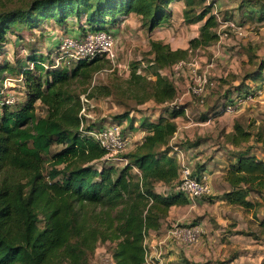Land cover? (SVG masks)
Masks as SVG:
<instances>
[{
  "label": "trees",
  "instance_id": "1",
  "mask_svg": "<svg viewBox=\"0 0 264 264\" xmlns=\"http://www.w3.org/2000/svg\"><path fill=\"white\" fill-rule=\"evenodd\" d=\"M173 1L0 0V53H6L8 33L21 37L20 26L31 32L44 22L64 28L72 25L84 36L89 31L112 33L119 17L133 13L150 33L169 21ZM182 1L184 20L202 21L198 34L188 40L187 47L172 48L161 39H150L151 58L147 64L133 63L123 83L93 82L97 72L113 67L104 53L73 58L56 52L57 47V60L52 59L54 52L32 50L24 62L5 60L0 65V73L18 75L24 95L22 102H6L0 84V264H90L89 255L104 242L112 243L115 264H151L144 240L160 230L172 206L191 201L174 189L180 164L177 150L171 154L176 117L184 116L187 106L166 108L154 120L141 118L145 134L119 154L121 161H115L105 158L106 150L90 133L103 125L94 126L82 114L81 95L88 100L118 92L135 104L172 102L177 88L165 70L219 37V23L211 12L213 0ZM244 4L249 17L264 18L263 0H244ZM148 65L153 78L139 70ZM263 69L264 59L245 78L252 84L263 80ZM233 89L238 98L253 96L255 91L246 82ZM232 102L233 97L225 98L215 107L224 109ZM120 117L132 120L125 113ZM250 135L235 122L226 142L237 147ZM53 145L58 146L54 151ZM231 153L233 160L228 158L221 172L228 188L218 197L231 207L250 210L259 205L248 197L250 193L264 197V160L249 151ZM207 167L196 161L192 174L199 176ZM208 195L201 198L211 200ZM257 225L264 236V218ZM231 257L230 261L236 256Z\"/></svg>",
  "mask_w": 264,
  "mask_h": 264
},
{
  "label": "rangeland",
  "instance_id": "2",
  "mask_svg": "<svg viewBox=\"0 0 264 264\" xmlns=\"http://www.w3.org/2000/svg\"><path fill=\"white\" fill-rule=\"evenodd\" d=\"M209 1L212 0L205 2ZM213 1L215 5L211 12L219 23L216 28L219 37L207 46L191 50L186 60L165 70L177 88L176 98L172 102L157 104L148 100L142 104H135L118 92L88 100L81 95L82 114L94 126L100 124L104 126L111 122H119L122 125V130L129 144L131 143V146L127 145L123 152L132 147L146 131L141 126V118L145 116L154 120L158 112L166 108H173L176 105L187 106L185 115L176 117L178 129L176 137L171 139V144L175 146L172 147L171 154L176 153L178 149L181 160L190 168L196 161H203L208 165L209 170L203 173L211 188L208 195L211 200L207 197H199L184 206L173 208L169 215L171 218L162 222L160 230L151 232L146 237L144 240L146 259L153 264H215L216 262L226 264L231 256H236L232 264H264V236L260 234L257 225V220L264 218V197L259 198L250 193L248 197L259 202V205L250 210L231 207L218 197L228 188L221 177V172L228 158L233 160L231 151H249L264 160V79H255L252 84L251 80L245 78L246 73L255 70L259 61L264 59V18L249 17L244 0ZM183 8L182 0L173 1L170 6L169 21L150 33L141 25L135 14L119 17L120 23L111 33L113 67L97 72L93 82L109 86L116 82L123 83L129 76L133 63L140 61L147 64L151 58L150 39H161L169 43L172 48L187 47L188 40L198 34L202 21L195 23L185 21ZM224 18L232 20L234 26L226 25ZM71 26L64 28L57 23L44 22L40 29L31 32L20 26L21 37L7 34L10 41L3 47L6 51L5 55L0 53V65L5 60L13 62L19 59L24 62L25 56L32 50L45 54L47 51L54 52L52 59L57 60L55 51L59 47L61 38L73 35L81 41L86 39ZM56 52L62 51L59 49ZM69 53L76 54L72 50L63 54ZM139 70L153 78V68L150 65L140 67ZM241 82L251 84V88L255 90L253 96L245 98L235 96L233 88ZM0 84L5 99L16 103L24 100L21 81L16 73L2 71ZM212 84L214 86L208 94ZM201 87L205 97L208 94L204 104H199L195 98L197 90ZM230 97H233L235 104L232 109L215 107L225 98ZM38 111L42 110L38 109ZM124 113L132 120L130 121L129 117H120ZM205 116L206 119H202ZM235 122H239L251 133L248 141L237 147L226 142V133L233 131ZM195 142L197 144H194ZM57 148L58 146L53 145L51 150ZM159 189L164 188L160 186ZM179 224H187L185 226L195 224L202 227L198 241L191 248H185V245L179 243V239L169 232L173 226H181ZM197 246H203L205 253L198 255ZM111 249L112 243H99L89 255L90 264H115Z\"/></svg>",
  "mask_w": 264,
  "mask_h": 264
},
{
  "label": "built area",
  "instance_id": "3",
  "mask_svg": "<svg viewBox=\"0 0 264 264\" xmlns=\"http://www.w3.org/2000/svg\"><path fill=\"white\" fill-rule=\"evenodd\" d=\"M226 25L231 27L234 26V22L229 19L223 20ZM85 41L75 38V36H65L61 38L59 43V49L61 53H67V51L72 50L74 53L67 54L70 57H90L97 54L104 53L108 58H112L113 53V38L112 34L104 30L100 31H89L85 35ZM65 55V54H63ZM175 63L173 66H177ZM172 66V67H173ZM175 72V69H174ZM176 73V72H175ZM206 81V78H203ZM196 97L199 99L200 104H202L205 95L202 93V87L196 92ZM6 102H11L7 98ZM227 104L225 109H232L235 104ZM90 133L98 140L101 147L106 150L105 158L115 161H121L123 158L119 156V153L123 152L127 145H129V140L122 130V125L119 122H111L104 125L99 130L90 131ZM180 151H177V159L180 164L179 168V178L177 183L174 185V189L177 191H182L187 194L191 201L195 198L202 197L203 195L209 194L211 191L210 185L207 182L206 175L202 173L199 176L192 174V168L186 165L179 155ZM202 227L200 225L193 226H173L169 232L175 238L179 239V243L184 245H193L196 243L200 237Z\"/></svg>",
  "mask_w": 264,
  "mask_h": 264
},
{
  "label": "crops",
  "instance_id": "4",
  "mask_svg": "<svg viewBox=\"0 0 264 264\" xmlns=\"http://www.w3.org/2000/svg\"><path fill=\"white\" fill-rule=\"evenodd\" d=\"M176 122H177V124H178V120L176 119ZM143 129H145L144 127H142ZM177 129H178V125H177ZM146 132V131H145ZM145 132H143V134L141 135V137L145 134ZM176 133H177V131H176ZM176 133H175V136L173 137V138H175L176 137ZM129 146H131V143L129 144ZM128 146V147H129ZM178 150V149H177ZM208 168V167H207ZM188 204V203H187ZM181 206H184V205H181ZM175 207H178V206H172L171 208H170V211L173 209V208H175ZM170 211H169V215H170ZM168 218H171V216H168ZM146 243V242H145ZM168 243H170L171 244V241L170 240H168ZM168 246V245H167ZM192 247V245H185V248H191ZM197 247H199V250L197 251V249H196V251H197V254L198 255H202L203 253H205V251H204V249H203V246H197ZM168 248H171L170 246H168ZM113 259V258H112ZM197 259V258H196ZM151 263V262H150ZM231 263H233V261H229V262H227L226 264H231ZM151 264H153V263H151ZM216 264V263H215Z\"/></svg>",
  "mask_w": 264,
  "mask_h": 264
}]
</instances>
